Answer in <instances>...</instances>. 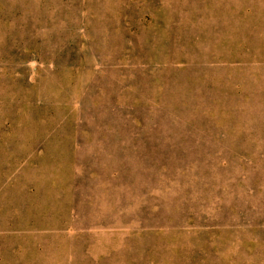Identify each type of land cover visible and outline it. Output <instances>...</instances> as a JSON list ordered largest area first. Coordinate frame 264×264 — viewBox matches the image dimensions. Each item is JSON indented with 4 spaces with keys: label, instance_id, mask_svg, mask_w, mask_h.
Wrapping results in <instances>:
<instances>
[{
    "label": "rangeland",
    "instance_id": "rangeland-1",
    "mask_svg": "<svg viewBox=\"0 0 264 264\" xmlns=\"http://www.w3.org/2000/svg\"><path fill=\"white\" fill-rule=\"evenodd\" d=\"M0 264H264V0H0Z\"/></svg>",
    "mask_w": 264,
    "mask_h": 264
}]
</instances>
